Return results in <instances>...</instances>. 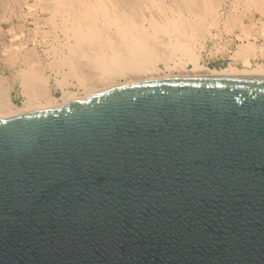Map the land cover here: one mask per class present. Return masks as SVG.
<instances>
[{"label":"water","instance_id":"1","mask_svg":"<svg viewBox=\"0 0 264 264\" xmlns=\"http://www.w3.org/2000/svg\"><path fill=\"white\" fill-rule=\"evenodd\" d=\"M0 264H264V76L0 117Z\"/></svg>","mask_w":264,"mask_h":264},{"label":"rangeland","instance_id":"2","mask_svg":"<svg viewBox=\"0 0 264 264\" xmlns=\"http://www.w3.org/2000/svg\"><path fill=\"white\" fill-rule=\"evenodd\" d=\"M109 1L111 3H113L112 1H114L113 3L114 5L116 2H118L117 3L118 7L123 6L124 8H126V4L124 5L125 2L124 0H105V2H108L107 3L108 5H113ZM137 1L135 0L133 1L134 6L131 8L130 11L134 16L131 14L132 16L131 18L133 19L135 17L134 19L135 22L141 21L140 23H138V25L140 24L139 26L142 27L143 29L145 27V30L149 32H153L151 31L152 29V26L150 25L151 20L152 21H154V19L155 21L157 20V22L160 25L164 23V18L166 17V14H169V12L170 14L176 11L177 14L182 13L184 15L183 19L185 18L183 20L184 22L188 20L187 19L188 16L191 19L192 17H194L193 20L195 19V21L199 20V18L201 17L200 16L201 14L197 15V10L195 8V5L193 7L190 6L189 4H188L189 7L187 5H183L184 7L181 6L182 0H144V1L137 0ZM251 1L252 2H250V0L249 1L221 0L219 4L217 3L218 5L215 6L216 8L212 10L213 13L210 14L209 24L205 29H203L202 32L203 37L201 36L199 38L200 45L197 44L196 45L197 47L195 49L200 56L198 59L199 63L206 67H203L199 70L193 68L192 61L188 60L186 56L181 57L180 54L177 52L174 53V55L171 54L170 56L172 57L165 56L163 52L164 50L163 42L167 40V36L164 32L158 31L157 34V31H155L154 34L157 35L156 37L158 38L156 41V45L159 48L157 50V47L155 45L156 47L155 50L158 56L156 57V60H154L153 62H155V65L158 67V70L157 71L139 70V71H132L127 74L119 75L116 78L117 84L129 82V81L141 80V79H150L151 76L159 77L162 75L164 76V75H172V74L177 76L192 75V74L195 75L196 73L205 72L206 70H204V68H210V69L219 68V67L227 66L229 63H234L239 67H244L253 64L255 62L264 64V24H262V22L264 21V14L258 10L259 8H256L259 7L258 3L256 4V2L258 1L257 0L256 2H254V0ZM56 2L54 0L52 1L51 0H0V74L6 77L11 82V87H12L10 90L11 99L17 105H21L22 101L25 99L24 94L21 92L20 89L21 87L19 83V75L17 74V72L19 68L25 67V65L23 64L22 55L25 54L26 50L27 51L30 50V52L33 54V57L36 59L35 62H37V60L39 61L37 63L40 64L43 73L48 76L49 83L51 85L50 93L54 97L57 98L61 97L62 88L69 89L70 91H74L77 93L78 96L84 97L85 95L84 88L78 84L79 82L77 78L79 76L84 80L86 78L87 80L85 82H87L89 79L93 80L96 78L94 75L92 76H94L95 78L92 77L91 75L90 77L92 78H89L88 76L83 77L86 76L84 74L85 73L84 70L88 69L87 68L88 64H85L88 63L86 62L87 60L86 55L89 52L90 54H92L94 51H91V49L92 50L93 48L94 50L97 49L96 46H92V44H88L89 45L88 46L87 43L85 42L82 43L84 44L83 46L82 44L80 45L82 46V48L88 47L90 51L88 48L86 50V49H82L80 46L79 47L74 46L75 43H72L74 42L73 39L74 37L70 36L71 35V33H69L70 31H68L67 29L65 30L66 28L65 24L70 25L71 22L75 20V18H73V15L74 17H76L78 14H74L75 12L74 13L71 12L74 10H69L72 8L71 6H70L71 8L66 6L68 7L66 9L64 5L62 6V4L58 2L57 4L59 5L57 6L55 4ZM120 3L122 4V6ZM191 5H193V3ZM186 6L187 8H185ZM135 9L138 10L136 11ZM192 9L193 11L194 10L196 11L193 12ZM205 12L202 14L209 15L208 12L206 13ZM71 13L73 15H71ZM70 16L72 17L71 18L72 21L71 19H69ZM95 16L98 17L96 21L102 20L100 19L101 15L99 13H96ZM232 16L234 18H232ZM211 17H213V20ZM63 19H64V23H63ZM231 21L233 22L231 23ZM249 22L250 23L252 22V24L254 23L255 26L252 24L248 25ZM236 23H238L239 27H237ZM244 23L246 24L243 25ZM142 24L144 27L142 26ZM148 25L150 27H148ZM246 25H248L247 26L248 28L243 27ZM109 28H112V25ZM245 28L247 29L252 28V30L249 29L251 30V32H249V30ZM102 32L103 31H101V35H99V39L105 34V32L103 33ZM102 40L103 39H101V41L99 40V43L98 42L96 43L100 47H103L101 43L104 41ZM247 40L254 43L255 45L254 53L256 54H254L251 57L249 56L247 60H243L237 57L236 51L238 50L239 45H241L244 42H247ZM64 43H66L67 45ZM71 45L72 47H75L74 51L79 50L81 53L80 52L77 53L76 51L74 52L75 54L72 53L73 50ZM77 47L78 49H76ZM70 49L72 50L71 52L72 54L70 53L71 51ZM160 51L162 52V54H159L161 53ZM63 56H67V57L69 56L68 63L67 64L65 63V65L62 64V60H61ZM84 56L86 57L84 58ZM178 62L184 63V68H181ZM71 65L76 66L74 67L76 69L74 72L69 74L67 73V71L69 67H72ZM166 65H169L171 67H167ZM73 73L74 75H72ZM75 74H77L78 76L77 75L75 76ZM61 77L62 78L64 77L63 78L64 85H62V87H59V85L54 84V79L56 78L62 79ZM4 117H9V116H4Z\"/></svg>","mask_w":264,"mask_h":264},{"label":"bare ground","instance_id":"3","mask_svg":"<svg viewBox=\"0 0 264 264\" xmlns=\"http://www.w3.org/2000/svg\"><path fill=\"white\" fill-rule=\"evenodd\" d=\"M54 1L55 2L57 1L58 3L62 4V6L63 5L65 7L68 6L69 8L72 7L73 9L71 8L69 10H74L71 12L72 13L75 12L74 14H78L76 17H74V15L71 13V15H73V18H75V20L72 21L71 19L72 17L70 16L69 19H71L72 21L71 24L70 25L65 24V27H66L65 30L67 29L68 31H70L69 32L71 33L70 36L74 37L73 38L74 42H72V43H75L74 46L79 47L82 43L85 42L87 43V45L92 44V46H96L97 48L95 50L94 48L93 50L91 49V51H94V52L93 53L91 52L92 54H90L89 52L88 53L89 55L88 54L86 55L87 60L86 59L84 60H86V62L88 63H85V62L84 63L88 64L87 65L88 69H85L84 67L85 69L84 74L86 76H83V77L88 76L89 78H92L95 76L96 78L94 77L95 79L93 80L88 78L89 80L87 82H85L87 80L86 78L85 80L80 78V76L77 78L79 82L78 84L84 88L85 95L88 96L103 88L106 89L111 86H115V84H117L116 78L119 75L127 74L132 71H139V70L157 71L158 67L155 65V62H153L154 60H156V57L158 56L155 50V48L157 47L156 41L158 39L156 37L157 35L154 34L155 31H157V34H158V31L164 32L167 36V40L165 39L166 41L163 42L162 40V42L164 43L163 52L165 56H170L171 54L174 55V53L177 52L180 54L181 57L186 56L188 60H191L193 63L192 64L193 68L199 70L203 67H206L199 63L198 59L200 56L196 52L195 49L197 47L196 46L197 44L200 45L199 38L201 36L203 37L202 35L203 29H205L207 25L209 24L210 14L213 13L212 10L216 8L215 6L218 5L221 0H182L181 6L183 5L188 6L189 4L190 6L193 7L195 5V8L197 10V15L201 14L200 15L201 17L198 16L200 17L199 20L195 21V19L193 20L194 17H192L191 19L188 16L187 18L188 20L184 22L183 20L185 18L183 19L184 15L182 13L177 14L176 13L177 11L176 12L172 11L173 13L170 14L169 12V14H166V17L164 18V23L160 25L157 22V20L155 21L154 19V21H152L150 19L151 20L150 25L152 26V29H153V30L151 29V31L153 32H149L145 30V27L143 26V24L142 26L144 27V29L140 27L139 26L140 24L138 25V23H140L141 21L139 22L136 21L137 22L136 24V22L134 21L135 17L133 19L131 18L132 12L130 10L134 6L133 5L134 0H124L125 2L124 1L123 2H124V5L126 4V8H124L121 3L120 4L122 7H118L117 6L118 2L116 1H115L116 2L115 5L117 7L113 4L114 1H112L113 3L109 1L113 5H108L107 4L108 2H105V0H54ZM257 1L258 2L254 0V2H256V4L258 3V6H259L256 8H259L258 10L264 14V0H257ZM57 2L55 4L58 6L59 4H57ZM250 2L252 1L250 0ZM192 3L193 5H191ZM187 6L185 8H187ZM68 7H66V9ZM135 10L137 11L138 9H135ZM205 11L208 12L209 15L202 14ZM96 13H99L101 15L100 19L102 20L96 21V19H98V17L95 16ZM80 17L82 20L80 19ZM211 18L213 20V17ZM232 18L234 17L232 16ZM232 22L233 21H231V23ZM63 23H64V19H63ZM236 24H237V27H239L238 23ZM245 24L246 23H244L243 25ZM249 24H252V22L251 23L249 22L248 25ZM262 24H264V21L262 22ZM111 25H112V28H109ZM248 25L243 26V27H247ZM252 25H254V23ZM148 27L150 26L148 25ZM249 29L252 30V28H249ZM251 30H249V32H251ZM101 31L105 32V34L102 37L100 36L101 38L99 39V35H101ZM101 39H103L102 41H104L101 43L103 47H100L99 45L96 44L97 42L99 43V40L101 41ZM83 45L84 44H82V46ZM82 46L80 47L82 48ZM75 47H72L73 52L70 49L71 50L70 53L71 52L74 53L75 51L77 53L80 52L79 50L74 51ZM78 47L76 49H78ZM87 48L83 47L82 49L87 50ZM158 48L159 47H157V50ZM254 52H255L254 43L247 40V42H244L241 45H239V48L236 51V55L238 58L247 60L249 56L251 57L254 54H256ZM159 54H162V52ZM86 56H84V58ZM68 57L63 56L61 58L62 64L65 65V63L66 64L68 63V60H69ZM160 57H163V56H160ZM22 59H23V64L25 65V67L19 68L17 74L19 75V83L21 87L20 89H21V92L24 94L25 99L22 101L21 105L15 104L12 101L11 94H10V90L12 88L11 82L6 77L0 74V117L2 116L10 117L17 113L27 112L29 110H33L37 108L53 107L56 105L64 104L73 99L82 98L78 96L76 92L70 91L69 89H64V88H62L61 90L62 94L60 98L54 97L50 93L51 85L49 83L48 76L43 73L40 64L37 63L39 61L37 60V62H35L36 59L33 57V54L30 52V50L29 51L26 50L25 54L22 55ZM179 65L181 66V68H184V63H179ZM166 66L171 67L169 65H166ZM74 67L76 66L69 67L67 73L71 74L72 72H74L76 69ZM204 70L206 71L203 73L202 72L196 73L195 75H258V76H264V64L258 63V62H255L253 64H250L244 67H239L238 65L234 63H229L227 66H224V67L211 68V69L204 68ZM72 75H74V73ZM76 75L77 74H75V76ZM90 75L91 76L94 75V76L90 77ZM170 76H177V75H173V74L164 75V76L162 75L159 77H170ZM159 77L151 76V78H159ZM63 78L54 79V84L59 85V87H62V85H64Z\"/></svg>","mask_w":264,"mask_h":264}]
</instances>
